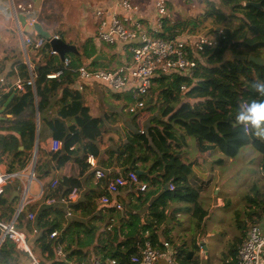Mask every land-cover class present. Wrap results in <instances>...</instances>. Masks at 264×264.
Masks as SVG:
<instances>
[{
    "label": "trees",
    "instance_id": "obj_1",
    "mask_svg": "<svg viewBox=\"0 0 264 264\" xmlns=\"http://www.w3.org/2000/svg\"><path fill=\"white\" fill-rule=\"evenodd\" d=\"M166 3L168 12L171 13V2L166 0ZM248 3L258 4L260 7L248 6ZM205 7L202 22L196 21V18L173 22L169 20V16L164 19L159 35L164 40H171L182 34L192 35L200 28L205 29L206 35L214 36L215 42L212 47H206L199 53L192 79L177 73L154 76L147 94L149 100H143L144 107L136 117L147 114V106L151 105L154 97L157 103L168 106L170 110L180 106L172 122H178L185 134L191 136L201 162L205 160L203 155L209 156L217 147L225 157L233 158L244 146L250 145L262 155L259 170L264 175V116L253 112L248 116L242 108V104L247 103L252 110L264 109V65L248 61L250 56L264 60V0L206 1ZM207 21L209 29L203 27ZM39 39L43 40L42 46L32 49L38 61L32 71L35 75L34 87L28 84L30 76L27 66L22 62L14 64L21 91L17 92L19 99L10 109L9 116L1 115L0 165L6 159V173L25 172L37 138L33 173L35 179L42 182L43 201L49 197L59 199L74 187L80 190L79 179L89 169L86 158L96 157L99 151L96 140H90L87 130H84L89 127L99 129V121L90 116L83 96L74 89L77 79L74 70L84 61L93 69H114L121 62H92L96 51L92 40L88 39L80 47V55L67 54L71 61L69 67L57 79L48 80L45 76L60 68L62 63L58 56L51 54L48 36L36 34L31 39V47ZM113 64L115 67H112ZM14 75L11 71L8 78ZM182 86L186 89L183 93ZM5 87L6 84L0 83V108L10 97V94L4 93ZM56 100L60 102V108L50 116L48 112ZM36 116L46 128L50 140L61 142V148L56 153L50 151L48 138L43 136V130L41 134V130L37 129ZM68 120H72L73 125H68ZM245 122L250 123L248 134L243 130ZM159 123L157 120V124L147 128L148 137L137 134L120 147L125 163L130 165L127 172H140L139 186L144 184L146 187L141 192L145 193L144 198H138L142 203H138L135 208L144 206L149 197L159 191V195L147 204L146 210L150 216L158 217V209L166 203L189 204L194 209L193 217L201 225L206 212L199 205L198 198L207 182L200 184V187L190 184L191 166L198 162L185 164L181 161L182 154L177 149L186 146L185 136L177 135L173 130L182 129L173 128L171 124L159 127ZM208 141L213 145H206L205 142ZM148 160H151L149 167L137 166L138 162ZM76 170L79 172L74 174ZM55 171H61V177H55ZM54 179L57 182L54 190L50 191L49 185ZM169 183L174 187L172 191L165 189ZM97 184V188L102 186V191L84 193L82 196L80 193L77 202L71 205L73 214L68 218H65V208L62 205L42 204L38 209L27 205L19 214L17 228H23L28 233L33 228L39 230L37 235L32 236L29 244L32 249L36 247L39 250L42 264H91L90 257L98 259L101 264H105L108 259H113L116 264H132L130 257L137 253V248L144 241H150L153 247L160 245L155 224L148 219L142 224L139 212L125 216L112 209L98 207L95 198L105 194V182ZM21 190L22 183L19 181L6 183L0 195L1 219H12L18 197L11 203L9 198L15 191L20 194ZM255 191V199L252 201L256 202L257 209L247 216L251 221H260L264 215V199L258 198L259 192ZM184 211L187 212V209ZM26 212L35 213L33 222L24 220ZM254 223L256 222L253 221ZM166 229L164 226L160 235L172 244L166 238ZM245 230L246 228H241L240 238H236L229 246L228 255L223 256V264H235L237 247L243 240ZM53 231L57 232V236L51 239L49 235ZM58 244L63 246L64 259L55 255ZM174 248L179 264H200V245L193 242L191 250ZM18 255L20 254L12 242L6 240L0 246V264H17ZM261 264H264V258Z\"/></svg>",
    "mask_w": 264,
    "mask_h": 264
},
{
    "label": "built area",
    "instance_id": "obj_2",
    "mask_svg": "<svg viewBox=\"0 0 264 264\" xmlns=\"http://www.w3.org/2000/svg\"><path fill=\"white\" fill-rule=\"evenodd\" d=\"M13 22L17 27L18 34L22 40V47L32 48L36 50L43 44V40L39 39L34 46L31 47V40L26 36L23 37L21 31V23L18 14L32 9L31 3L17 4L16 7L10 0ZM118 8L122 14L111 12L105 9H96L94 12L96 27L95 40L99 44L115 46L121 44L124 46L126 53H128V63L119 66L116 69H92L86 64L81 65L74 73L77 76L75 89L82 91L87 85L93 83L102 84L112 91L129 90L132 92V99L134 105L128 108L130 114H136L144 107V98L147 96L152 87V79L159 74L170 75L177 73L185 78H193L197 67L198 55L204 48L212 47V42L206 36H196L190 34H182L171 40H164L159 35L162 32L164 19L168 17L166 9V0H154L153 8L155 15L147 24L144 25V19L141 16L139 6L131 0H120ZM146 18V17H144ZM146 19H149L148 16ZM27 26L33 27L36 25L35 20L31 19L24 23ZM51 39L58 40V36L54 35ZM51 54L57 56V53L51 50ZM24 64L27 66L29 73L28 84L34 87L35 75L32 73V67L28 60L27 54L24 53ZM70 59L65 57L62 60V65L56 71L48 73L45 78L57 79L63 70L70 65ZM3 84V78L0 79ZM16 91L10 95L6 103L1 108V114L9 116L10 109L19 99L18 93L21 91L19 81L15 85ZM185 88L182 86L181 91ZM244 112L248 116L251 113L264 116V109L256 108L254 110L247 103L242 104ZM251 122V121H250ZM249 122H245L243 126L244 133L249 132ZM61 148V142L52 140L50 143V151L56 153ZM86 162L91 169H93V177L96 182H105V194L98 198V203L101 208L113 207L117 211H121V204L116 201V195L121 188L126 186H139L138 176L136 173L129 171L125 174L109 176L103 170L96 168L95 159L92 156L86 158ZM34 160L33 164L27 166V174L17 172L9 174L0 171V195L3 193L4 186L7 182L16 179L26 178V183H22V190L20 195L19 206L16 207L14 216L11 220H4L0 218V246L4 241L13 243L17 252L23 253L27 256L29 264H41L38 258L33 253V249L29 244L28 237L25 233L16 227V220L24 208L29 205L26 202V195L30 190V183L37 182L34 177ZM25 171V172H26ZM32 174L31 182L28 181L30 173ZM57 180L54 179L49 185V190L55 188ZM146 189L144 184L138 188V192H144ZM167 189L172 191L174 189L172 184L167 185ZM79 190L72 188L65 196L56 199L54 197L45 198L42 204L45 206L62 205L65 208V218L73 214L71 205L76 203L79 198ZM37 198H42V190ZM35 213L26 212L24 220L33 222ZM155 224V222H153ZM156 226V224H155ZM39 230L33 229L31 236H35ZM57 232L53 231L49 238H55ZM137 253L130 257L132 264H179L176 259V250L168 241H160L158 247H153L150 241H144L141 246L137 248ZM55 255L59 259H64L65 254L63 246L58 244L55 247ZM264 258V215L260 221L249 226L246 237L237 247L235 256V264H261ZM91 264H101L98 259L90 257ZM70 264V263H69ZM72 264V263H71ZM84 264V263H81ZM105 264H116L113 259H108Z\"/></svg>",
    "mask_w": 264,
    "mask_h": 264
},
{
    "label": "crops",
    "instance_id": "obj_3",
    "mask_svg": "<svg viewBox=\"0 0 264 264\" xmlns=\"http://www.w3.org/2000/svg\"><path fill=\"white\" fill-rule=\"evenodd\" d=\"M11 1L12 4L31 3L33 6L31 10L21 12V14L20 13L18 14L21 23V31L23 37L26 36L31 40L33 37L36 36V34H40V35L43 34L48 37L49 35L51 36L57 35L59 37V40L62 42H64L63 38H66L68 41V43L66 44L73 47L75 49V52H78L79 55L81 53V50L77 51L78 46L81 47L86 40L91 39L92 44L95 47L96 55H100L106 58V60L103 62H108V61L110 62L113 60L114 62H116L117 60L121 62L120 66L124 65L125 63H128L129 61L127 58L128 53H126L124 46H122L121 44H117L115 46L99 44L95 40V27H96V20L94 16L95 10L105 9L111 12L122 14L121 10L117 6L120 0H71V2L75 1L74 5L80 8L82 14L81 15L77 14L75 10H72L71 17L69 18V22L66 24H58V28H57L58 30L53 32L52 34H48L47 32L52 30L54 25L47 23L45 20H42V16H41L42 6L43 5L45 7H48L50 5L57 6L56 4L57 0H47L45 4H43L45 0H11ZM81 1L83 3H79ZM168 1H170L171 4L174 6L175 0H168ZM154 15H155V10L153 8V2H152L148 12L143 13L141 11V16L144 19V25L146 27ZM147 16L149 19H146ZM31 19L35 20L36 30H34L30 34L25 33L24 23H26ZM24 53L27 54L28 60L32 67V71H34L33 68L35 65H37L38 61L32 52V48L25 47L23 49L22 47V40L20 39V36L17 31V27L13 22V12H12L10 0H0V79L3 78L4 80L3 84H6L4 93H8L12 95V93L16 91L15 85L19 81V78L14 64L16 62L24 63L25 60ZM65 57H67V55ZM97 62H101V61H97ZM83 64H86L87 67H89L88 62L85 63L84 61ZM112 67H115V64H113ZM96 69H103V68H96ZM11 71H13L15 75L8 78L9 73ZM184 91L181 92L183 93ZM79 92L83 96L84 103L89 109L90 116L93 119H97L99 121V124L97 126L99 129H97L96 127L93 128L89 127L84 129L87 130L86 132L90 140L92 141L96 140V145L99 146L98 154L96 157H94L96 168L98 170H103L109 176L121 175L127 172L130 165L125 163L124 161L125 157L124 155H121L122 153L120 148L121 145L126 143L127 140H129L132 136H135L137 134L139 135L144 134V136L148 137L149 130H147V128L150 125L157 124V120H159L160 121V123L158 124L159 127L163 124L164 125L171 124L173 128L182 129V130H173L177 132V135L185 136L184 138H185L186 146L181 149H177L181 151L182 154L180 156L181 161L184 162L185 164H188L190 162H198V163H194L191 166L192 175H190L189 181L190 184H192V186L195 187H200V184L207 182V186L204 189L200 190L199 198H198L199 205L202 207L203 210L206 205H208L210 208H214V207L219 208L222 206V201L218 196V192H220V189L222 188L219 184L221 180L220 171H222L221 169L223 163H226V161H231L232 158H228L225 160L224 154L217 147L214 151L210 153L209 156L203 155V158L205 160L201 162L198 159L199 154L195 150V144L191 136L185 134L184 132L185 130L183 129V127L179 125L178 122L177 123L172 122L174 114L176 113V111H178L180 106L179 107L175 106L173 109L170 110L168 106H162L160 103H157V99L156 97H154L151 100V105L147 106L149 108L147 114L140 117H136V114H138L141 110H139L136 114H130L128 112V108L134 105V100L132 99L131 96L132 92L129 90L112 91L102 84L93 83L91 85L85 86L83 90ZM144 100L145 101L149 100V96L144 98ZM190 103H192V101ZM60 105H61L60 102L56 100V102H54L48 114L50 116H53L60 108ZM168 110L169 112H167ZM1 115L2 114H0V118L2 117ZM36 123H37V129L41 130V134L43 130V136L45 138H48L47 145L49 146L51 141L49 138L50 135L47 133L46 128L42 125V122L38 120V116H36ZM67 124L73 125V121L68 120ZM97 130H101V131L99 132ZM205 143L206 145L207 144L213 145V143L209 141ZM248 146L250 145H246V147ZM138 155L140 156L141 153ZM5 160L6 159L2 160V163H5ZM218 161H221V163L218 164L217 163ZM150 164H151V160H148L147 162L144 163L138 162L137 166L147 168L149 167ZM18 172H23L25 175L27 174V171L26 172L18 171ZM78 172L79 171L76 170L74 174H77ZM53 175L55 177H61L62 172L55 171ZM26 180L27 179L24 177L22 179L13 180L11 182L13 183L19 181L20 183H26ZM47 182H49V179ZM79 182L81 185V188L79 190L81 196L84 193L87 194L94 191H100V190L102 191V186L97 188L98 182L94 180L93 169H91L90 167L85 172V174L82 177H80ZM32 183L34 184L31 186ZM40 186L42 190L41 181L37 180V182H31L29 187L30 188L29 193L26 195V202L29 205L36 206L37 209L42 206V198H37L40 191ZM137 188L138 186H126L119 190V192L116 195V201L121 204L122 207L121 211H117L113 207L105 208V209H112L117 214H121L125 216H128L129 214H137L139 212L140 222L144 224V222L147 219L151 223L155 222L157 233L159 234V242L166 241L165 238H163L160 235V233L163 231V228L165 226L167 228L165 230V233L167 234V236H169L171 226L173 224L175 225L178 224L181 215L186 213V211H184L186 206L184 205L182 206V204H177V203L176 204L166 203L164 207H160L158 209V213H159L158 217H155L154 215L150 216V213H148V211L146 210L147 204L150 203L149 200L150 201L154 200L159 195L160 192L155 191V194L149 197L147 203L144 206H141L140 208L136 209L135 206H137L138 203L139 204L142 203L138 201V198L139 197L144 198L145 196V193H139ZM98 197L99 196L95 198V202L98 205V207H100L97 199ZM17 199L18 200L15 204V209L19 204L20 195ZM203 201H205V205H202ZM207 214L208 213L206 212V216L204 217V219L207 217ZM255 222H257V220ZM18 229L23 231L25 235H27L28 241H31L32 236L31 233H28L29 231H25L23 228H18ZM247 230L244 231L243 240L246 237ZM195 244L200 245V247L203 246L202 249L204 252H206L204 247L205 244L203 243L198 244L197 242H195ZM19 254L20 255H18L17 257V264H24L25 260L29 261L27 260L25 254L23 253H19ZM204 258L205 257L202 258L201 255L199 254L200 264H203L202 260Z\"/></svg>",
    "mask_w": 264,
    "mask_h": 264
},
{
    "label": "rangeland",
    "instance_id": "obj_4",
    "mask_svg": "<svg viewBox=\"0 0 264 264\" xmlns=\"http://www.w3.org/2000/svg\"><path fill=\"white\" fill-rule=\"evenodd\" d=\"M131 1L136 3L143 13H146L154 0ZM206 1L217 3V0H175L174 6L171 4V13L168 12V5L166 3L169 20L173 22L176 20H192L196 18V21L202 22L204 20L203 14L206 10ZM56 2L57 6H42V20L54 25L52 30L47 32L48 34L57 31L58 24L68 23L72 10H75L77 14H82L80 8L74 5L75 1L57 0ZM79 3L83 2L81 1ZM16 5L14 4L15 7ZM203 27H208L209 29V22H205ZM192 35L206 36L212 42H215V37L206 35L205 29L198 28ZM63 41L68 43L66 38H63ZM80 49V46H78L77 51ZM76 53L78 54V52ZM261 158L262 155L257 149L252 146H244L231 161L223 163L219 183L222 188L218 192L222 206L219 208H210L206 205L204 210L208 213L207 217L201 225H198V221L193 217V206L184 204V206L186 205L187 212L181 215L178 224L171 226L170 234L166 238H169L175 247H180L184 250H191L194 240L198 244L203 243L205 244L206 252L203 251V246L199 249L201 257H205L202 263L223 264V256L228 255L229 246L235 239L240 238L241 228L244 227L247 230L253 224V221H256L255 219L251 221L247 216V214H252L257 209L256 202L252 201L255 199V190L259 192L258 198L261 197L264 199V175L259 170ZM32 159L35 162L33 154L28 165L33 164ZM226 159L228 157H225ZM7 165V161L5 160V163H1L0 170L6 172ZM21 195L20 198H22ZM202 205H205V201L202 202ZM33 253L42 264V256L36 247L33 248ZM24 264H29V261L25 260Z\"/></svg>",
    "mask_w": 264,
    "mask_h": 264
},
{
    "label": "water",
    "instance_id": "obj_5",
    "mask_svg": "<svg viewBox=\"0 0 264 264\" xmlns=\"http://www.w3.org/2000/svg\"><path fill=\"white\" fill-rule=\"evenodd\" d=\"M247 5L257 7V8L260 7L258 4H253V3H248ZM215 29H218V28H215ZM34 30H36V25L33 27H30L27 25L24 26V32L25 33L30 34ZM49 44H50L51 50L57 53V56L61 59V61L65 58V56L67 54H75L76 53L75 49L73 47L67 45L66 43L60 41L59 39L58 40L52 39V40H50ZM105 60H106L105 57H102L100 55H96L92 61L97 62V61H105ZM248 61L255 64V65H259V66L264 65V60H262L260 58H254V57L250 56V57H248ZM0 114H1V110H0ZM0 120H1V118H0ZM20 149H22V148H20ZM36 150H37V138L35 140L33 157H35V155H36ZM32 174H33L32 172L29 174V177H28L29 182H27V183H30L32 181L31 180ZM136 174H137V176L141 175L140 172H136ZM165 189H167V186H165ZM19 195L20 194L18 192H16V191L13 192V194L9 198V203H11L15 197H19ZM18 206H19V204H18Z\"/></svg>",
    "mask_w": 264,
    "mask_h": 264
},
{
    "label": "clouds",
    "instance_id": "obj_6",
    "mask_svg": "<svg viewBox=\"0 0 264 264\" xmlns=\"http://www.w3.org/2000/svg\"><path fill=\"white\" fill-rule=\"evenodd\" d=\"M51 38H52V36H51ZM51 38H50V40H52ZM58 39H59V37H58ZM49 42H50V41H49ZM61 63H62V61H61ZM16 173H17V172H16ZM124 174H125V173H124ZM136 175H137V174H136Z\"/></svg>",
    "mask_w": 264,
    "mask_h": 264
}]
</instances>
